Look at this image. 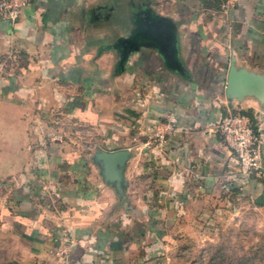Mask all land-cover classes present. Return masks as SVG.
Segmentation results:
<instances>
[{
  "label": "crops",
  "instance_id": "1",
  "mask_svg": "<svg viewBox=\"0 0 264 264\" xmlns=\"http://www.w3.org/2000/svg\"><path fill=\"white\" fill-rule=\"evenodd\" d=\"M232 62L264 75V0H33L16 25L0 17V264H144L139 223L166 241L199 200L264 199L214 132ZM61 117L132 153L125 196ZM259 139L264 164V123Z\"/></svg>",
  "mask_w": 264,
  "mask_h": 264
},
{
  "label": "rangeland",
  "instance_id": "2",
  "mask_svg": "<svg viewBox=\"0 0 264 264\" xmlns=\"http://www.w3.org/2000/svg\"><path fill=\"white\" fill-rule=\"evenodd\" d=\"M61 120L58 125L65 130L61 138L75 146V151L78 145L83 154L101 150L102 137L93 127L78 128L67 117ZM82 168L88 169L86 164ZM144 185L149 190L152 187L148 181ZM259 193L260 199H256L246 188L232 195L222 193L216 204L210 200L206 204L195 202L190 216L173 227L166 241L167 231L161 223L152 221L149 228L139 223L143 234L138 237L148 251L144 264H264V199ZM128 206L127 211L135 213Z\"/></svg>",
  "mask_w": 264,
  "mask_h": 264
},
{
  "label": "built area",
  "instance_id": "3",
  "mask_svg": "<svg viewBox=\"0 0 264 264\" xmlns=\"http://www.w3.org/2000/svg\"><path fill=\"white\" fill-rule=\"evenodd\" d=\"M32 2L33 0H0L1 19L16 25ZM174 124L175 121L172 120L158 129L156 136L161 148L167 137L176 131ZM215 132L238 161L242 176L247 179L264 178L262 143L249 116L227 109L216 125Z\"/></svg>",
  "mask_w": 264,
  "mask_h": 264
},
{
  "label": "water",
  "instance_id": "4",
  "mask_svg": "<svg viewBox=\"0 0 264 264\" xmlns=\"http://www.w3.org/2000/svg\"><path fill=\"white\" fill-rule=\"evenodd\" d=\"M226 95L233 111L240 113H248V110L241 106L245 98L258 101L260 109L254 112L253 116L257 121L260 136L264 123V75L238 69L232 62L228 72ZM131 158L132 153L128 150L117 152L99 150L94 154L93 162L101 170L104 183L112 186L121 197L125 196L128 186L125 170Z\"/></svg>",
  "mask_w": 264,
  "mask_h": 264
},
{
  "label": "trees",
  "instance_id": "5",
  "mask_svg": "<svg viewBox=\"0 0 264 264\" xmlns=\"http://www.w3.org/2000/svg\"><path fill=\"white\" fill-rule=\"evenodd\" d=\"M243 114L249 116V118L252 120V122H253V128L255 130V133L257 134L258 133V127L256 126V123H255V120H254L253 115L251 113H243Z\"/></svg>",
  "mask_w": 264,
  "mask_h": 264
}]
</instances>
